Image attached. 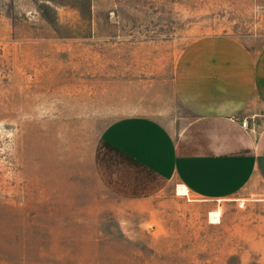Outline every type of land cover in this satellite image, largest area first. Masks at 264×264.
I'll return each mask as SVG.
<instances>
[{"label":"rangeland","instance_id":"rangeland-1","mask_svg":"<svg viewBox=\"0 0 264 264\" xmlns=\"http://www.w3.org/2000/svg\"><path fill=\"white\" fill-rule=\"evenodd\" d=\"M263 48L264 0H0V264H264L262 197L123 199L95 170L113 121L188 117L196 66Z\"/></svg>","mask_w":264,"mask_h":264},{"label":"crops","instance_id":"crops-1","mask_svg":"<svg viewBox=\"0 0 264 264\" xmlns=\"http://www.w3.org/2000/svg\"><path fill=\"white\" fill-rule=\"evenodd\" d=\"M230 55L228 62L196 66L192 71L211 74L180 86L188 117L130 116L105 128L95 170L107 191L138 200L174 183L202 202L264 203V48L242 62Z\"/></svg>","mask_w":264,"mask_h":264}]
</instances>
